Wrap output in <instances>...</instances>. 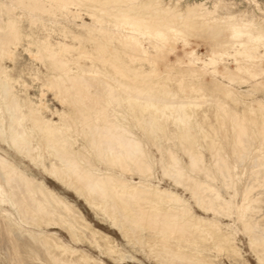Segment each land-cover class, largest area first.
Returning <instances> with one entry per match:
<instances>
[{
  "label": "bare ground",
  "instance_id": "6f19581e",
  "mask_svg": "<svg viewBox=\"0 0 264 264\" xmlns=\"http://www.w3.org/2000/svg\"><path fill=\"white\" fill-rule=\"evenodd\" d=\"M182 1L0 0V264L138 260L25 159L73 189L110 229L158 264H217L211 256L220 252L233 264H247L239 231L264 264V97L257 96L264 93V4L245 0L248 8L230 11L234 0L210 6ZM16 10L28 21L50 15L51 24L62 27L61 41L48 35L28 42L35 45L28 56L49 63L38 102L18 94L2 64L22 42ZM204 38L211 44L199 54L197 41ZM242 84L245 90L235 88ZM45 91L63 108L50 110ZM156 162L162 177L154 183ZM163 177L189 197L162 186ZM193 205L212 216L197 214Z\"/></svg>",
  "mask_w": 264,
  "mask_h": 264
},
{
  "label": "rangeland",
  "instance_id": "374dc122",
  "mask_svg": "<svg viewBox=\"0 0 264 264\" xmlns=\"http://www.w3.org/2000/svg\"><path fill=\"white\" fill-rule=\"evenodd\" d=\"M193 2V1H201V0H183L182 1V4H184L185 2ZM202 1H205L207 3L208 6H210L212 4V2L214 0H202ZM235 1V4L234 6L231 8L230 11H236V10H239V9H245V8H248V4L245 2V0H234ZM262 4H264V0H259ZM16 10L15 12L17 14H15V18L17 20H20L19 23H20V32H21V40L22 42H20L17 46V48L15 49V55H14V58L13 59H7V58H4L2 60V64L3 66L6 67L7 71H8V74L10 75V77L13 79L12 80V84L14 85V89L18 92V94L20 96H24L23 94L26 92L30 97L31 99L34 101V102H38V98H40V95L39 94V91L40 89L42 88L40 85H42V83L45 81V78H46V75L49 74L50 72V69H49V63L47 60H42V59H38V57L34 56L30 53V56L28 51L26 49H31L32 51H34L35 49V45L30 44L28 42H31L33 40H35L36 38L37 39H42V38H45L46 36L48 37L49 35V40L51 42H53L54 40L55 41H61L63 39L62 35H61V25H58V24H54L50 22V18H52V16L50 15H45V14H42V17L44 18V21H41L39 19H37L39 21V24L41 23V25L38 24L37 20L36 21H30V23H35V24H31L30 26V23L27 24L29 21H28V18L26 17L25 14H21L20 11ZM219 14V13H218ZM19 15V16H18ZM24 15V16H23ZM5 16V17H4ZM3 18L5 19L6 18V15H4ZM48 16V18H47ZM50 16V17H49ZM19 17V18H18ZM25 19H24V18ZM47 18V19H46ZM24 19V20H22ZM83 19H85V21H89V18L88 16L84 15L83 14ZM28 21V22H27ZM47 23H46V22ZM23 22V23H22ZM37 22V23H36ZM49 22V23H48ZM26 23V24H25ZM46 24V25H44ZM49 24V26H48ZM23 25V26H22ZM55 25V27L53 26ZM37 26V28H36ZM40 26V27H39ZM45 26V27H44ZM47 26V28H46ZM23 27V29H22ZM35 27V28H33ZM41 27H43L44 29H42ZM54 27V28H53ZM25 28V29H24ZM28 28H29V31H28ZM33 28V29H32ZM40 28V29H39ZM39 29V31H38ZM51 29L53 32H51ZM57 29H58V32H57ZM23 30V31H22ZM26 31V32H25ZM32 31V32H31ZM56 31V32H54ZM30 32V34H29ZM60 32V33H59ZM46 33V34H45ZM43 34V35H42ZM53 34V35H52ZM34 37H33V36ZM60 35V37L58 36ZM39 36V37H38ZM24 38V39H23ZM25 38L27 40H25ZM32 38V39H31ZM62 38V39H61ZM54 41V42H55ZM211 41L209 40V38H204L203 40H198L197 41V46H196V50L199 54H204L207 52V50L209 49V45L211 44L210 43ZM27 43V44H26ZM29 44V45H28ZM30 46V47H27ZM34 47V48H33ZM177 48L180 49V45L177 44ZM19 50V52H18ZM25 51V52H24ZM177 54L178 55H181V51H177ZM19 56V57H18ZM32 56V57H31ZM18 57V58H17ZM33 58V59H32ZM167 59H170L172 60L173 59V56H168ZM14 60V61H13ZM38 60V61H37ZM41 60V61H40ZM13 61V62H12ZM37 61V62H36ZM47 63V64H46ZM135 64L134 65H138V62H134ZM163 63V62H162ZM32 64L34 65V67L32 66ZM43 65V66H42ZM147 64L144 65V68L146 69H149V65L146 66ZM159 67V69L162 68V64H158L157 65ZM228 67H234V63L232 61H229L228 64H227ZM21 67V68H20ZM36 67V68H35ZM157 67V68H158ZM30 69V71H29ZM34 69V70H33ZM175 71L177 70L176 68H173ZM171 70L172 72H175L174 70ZM19 70L21 71V75ZM26 70V71H25ZM49 70V71H48ZM22 71H25V72H22ZM32 71V72H31ZM48 71V72H47ZM10 72H12L10 74ZM28 72V73H26ZM40 72V73H39ZM39 73V74H38ZM14 74V75H13ZM16 74V75H15ZM39 76H38V75ZM27 75H31V77H28ZM35 75V76H34ZM43 77H41V76ZM23 76V77H22ZM33 76V77H32ZM41 77V78H40ZM18 78H20L21 80H17ZM38 78V79H37ZM207 79L209 78V75H205L204 76V79ZM27 79V80H26ZM34 79V80H33ZM16 80V81H15ZM209 80V79H207ZM32 81V83H30ZM25 82V83H24ZM34 82V83H33ZM36 83V84H35ZM173 81H170V84L172 86L173 85ZM23 84H27V85H23ZM23 87H22V86ZM18 86V87H17ZM25 86H28V87H25ZM30 86V87H29ZM40 86V87H39ZM36 88V89H35ZM235 88L239 89L240 90H245L247 88V84H242L241 86H236ZM18 89V90H17ZM28 91V92H27ZM41 91H43V89H41ZM22 93V94H20ZM257 96L258 97H264V93L262 92H259L257 93ZM38 97V98H37ZM45 98V99H44ZM43 101L47 104V106L49 107L50 110H54L55 108L56 109H62L63 106L61 105V103L58 102V99H56L54 97V95L50 92V91H45V95L43 97ZM48 102V103H47ZM208 107V106H207ZM205 109V106L204 108ZM46 115L48 117H51V118H54L53 116L50 115V112H46ZM211 109L208 111V119L206 121H204L207 125V122H210L211 121ZM133 128V127H132ZM133 130L138 133L140 136H144L143 132H141V130L137 127V126H134ZM173 130H174V127L170 124H168L167 126V130H166V133H167V136L168 137H173ZM198 139H199V142L202 143L203 145L205 144V142H203L202 140V135H200V133H198ZM145 140H147V137H143ZM219 140L224 143V141H222L223 139H221V137L219 136L218 137ZM166 140V139H165ZM163 138L162 140V143L163 145L165 146L166 144H168V142H166ZM172 140L175 142V149L178 151V154L180 155V157L182 158L183 161H187V157H185V154L181 152V150L179 149V145H178V142L176 139L172 138ZM165 141V142H164ZM148 144H149V150L151 152V155L153 156V158L155 160H157L159 158V153L158 151L156 150V147L151 145V142L149 141L148 139ZM2 147H4L3 144H1ZM205 146V145H204ZM203 146V153H204V156H205V159L207 162L210 161V154L209 152L206 150V148ZM225 149L227 150L228 149V146L225 147ZM156 152V153H155ZM210 158V159H209ZM25 164H27L29 166V168L32 170V172L37 176V177H44L45 180H46V183L52 187L53 189H55L58 193H60L61 195L65 196L69 201H71L73 204H75L82 212L83 214L85 215V218L87 220H89L94 226L98 227V228H101L102 230L104 231H107L109 233H111L115 238L116 240L125 248V250H128L130 253H133L137 258L138 260L136 261H133L131 262L130 264H158L154 259L153 257L151 256V254H148V253H144V252H140L136 249H138V246L136 247H132V244H127L126 243V240H124L120 233L118 232V230L116 229H110V225L107 221H104L102 219V214H98L96 215L94 213V211L91 209V207H89V205L84 201V199L82 197H79L78 194L73 190V189H69L68 187H65L64 185L60 184V183H57V182H54L52 181L51 179L49 178H46L43 173H41L38 169H36L32 163H30L28 160L25 159ZM101 165V164H100ZM102 166V165H101ZM159 164L156 162L155 163V178L152 180L154 183H157V179L158 178H161L162 177V173H161V169L158 167ZM127 176H129L128 174H126ZM132 176V175H131ZM133 180L137 181L138 180V176L136 174H134L132 176ZM165 178V179H164ZM219 183V181H218ZM162 186H165V187H171V188H175L178 192H181L182 194H184L185 197H189V194L187 192H183V190L179 187H174V185L172 184L171 181H169V179L167 177H163L162 178ZM189 202L191 204H193V201L192 199H189ZM192 208L195 210V212L197 214H200V215H207V216H212L210 213H204L203 211H201L200 209H198L195 205L192 206ZM220 220L224 223H227V222H230V219L229 218H226V217H219ZM101 219V220H100ZM239 225V224H238ZM62 234V233H61ZM65 235V237H64ZM64 240H69V237L66 235V234H62ZM237 237V245L240 247V250H241V254H242V257L246 260L247 264H258L257 260H256V257L254 255V252L251 250V248H249L248 246V243H247V237L245 234H243L241 231H239L236 235ZM67 240V241H68ZM83 248H85L86 250H88L89 252H91L93 255H98V253L92 249L91 247H89L86 243H83ZM132 248V249H131ZM134 249L136 252H134ZM146 255V256H145ZM215 256H216V259H215ZM148 257V258H147ZM214 260H216V263L217 264H233V262L235 261V259L231 258L229 259V257L227 256V254H225L224 252H220V253H217V254H212L211 256ZM105 260V262L107 264H114L110 259L108 258H103ZM238 261H241V257H237ZM215 262V261H214Z\"/></svg>",
  "mask_w": 264,
  "mask_h": 264
}]
</instances>
